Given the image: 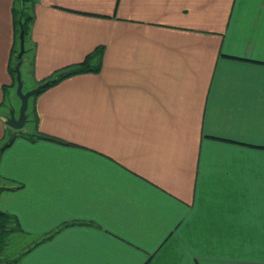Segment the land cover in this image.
I'll use <instances>...</instances> for the list:
<instances>
[{"label":"crops","instance_id":"crops-1","mask_svg":"<svg viewBox=\"0 0 264 264\" xmlns=\"http://www.w3.org/2000/svg\"><path fill=\"white\" fill-rule=\"evenodd\" d=\"M12 5L0 211L37 240L2 264H264V0H35L33 87L97 66L34 99L22 133L63 143L5 124Z\"/></svg>","mask_w":264,"mask_h":264},{"label":"trees","instance_id":"trees-1","mask_svg":"<svg viewBox=\"0 0 264 264\" xmlns=\"http://www.w3.org/2000/svg\"><path fill=\"white\" fill-rule=\"evenodd\" d=\"M35 0H13V5H12V14H13V26H14V38H15V46L13 48V55L11 59V65H10V74L12 77V84L16 85V79H15V66L17 61H20L21 63L23 62V56L25 53L28 52V41L30 40V34H31V24L34 19V13H33V4ZM23 30L24 33V53L23 55L18 58L17 54L19 52V34L20 31ZM92 55L87 56V58L79 63L78 65H73L70 67H66L64 69L56 71L53 76L46 78L43 80L41 83H46L43 88L33 96V103L35 97L43 92L45 89L48 87L60 82L62 79L89 70H96L97 66H91L90 65V58ZM40 83V84H41ZM33 122L36 125V120H37V114L35 111V108L33 106ZM28 118V115H27ZM17 132L27 138L32 139L33 141L36 139H47V140H53L56 142L63 143L57 139H53L52 137H48L46 135H42L39 133H34L33 134H25L22 133L21 131L17 130ZM17 134H12V136L8 139L7 144L5 146L10 145V143L14 140ZM4 148V147H3ZM2 148V149H3ZM74 223H70L68 225H71ZM19 229V224L16 221L15 217L9 213L0 211V254L4 250L7 242V237L11 232H14L15 230ZM2 260L0 258V264H2ZM14 262L8 261L7 263Z\"/></svg>","mask_w":264,"mask_h":264},{"label":"rangeland","instance_id":"rangeland-1","mask_svg":"<svg viewBox=\"0 0 264 264\" xmlns=\"http://www.w3.org/2000/svg\"><path fill=\"white\" fill-rule=\"evenodd\" d=\"M20 74H21V81H22V91L26 92L34 87H36L37 85H35L33 87V80H32V75L29 71L28 66L26 65L25 60L22 62V64L20 65ZM21 105V101L17 95L16 92V87L15 89L12 90L11 92V96H10V107L14 109V113L15 116L18 115L19 112V108ZM33 96H31L28 100V107L26 110V113L28 115V120L25 123V125L23 126L22 129H20L19 131L23 132V131H28L31 130L34 126L33 123ZM23 130V131H22ZM18 147V146H17ZM19 149V147H18ZM18 149L16 148L15 150L18 151ZM8 247L7 249L4 251H2V253L0 254V258H10L15 257L17 255H20L21 252L23 250H25L27 248V246L33 244L34 242H36L37 239H35L34 237H29V236H20L19 233H12L9 235L8 237Z\"/></svg>","mask_w":264,"mask_h":264},{"label":"water","instance_id":"water-1","mask_svg":"<svg viewBox=\"0 0 264 264\" xmlns=\"http://www.w3.org/2000/svg\"><path fill=\"white\" fill-rule=\"evenodd\" d=\"M24 53V33L23 30L20 31L19 34V52L17 57L20 58ZM20 61H17L15 66V79H16V92L21 101V105L19 108L18 115L15 116L14 109L10 108L8 115L5 118V124L9 127L20 130L23 128L25 123L27 122V107H28V100L31 96L36 95L46 83H41L36 87L23 92L22 91V81H21V74H20Z\"/></svg>","mask_w":264,"mask_h":264}]
</instances>
